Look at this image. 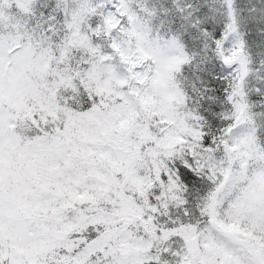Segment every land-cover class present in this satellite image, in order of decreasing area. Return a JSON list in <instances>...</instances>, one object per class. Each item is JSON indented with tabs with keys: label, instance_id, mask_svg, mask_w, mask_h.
Here are the masks:
<instances>
[{
	"label": "snow or ice",
	"instance_id": "snow-or-ice-1",
	"mask_svg": "<svg viewBox=\"0 0 264 264\" xmlns=\"http://www.w3.org/2000/svg\"><path fill=\"white\" fill-rule=\"evenodd\" d=\"M0 264H264V0H0Z\"/></svg>",
	"mask_w": 264,
	"mask_h": 264
}]
</instances>
